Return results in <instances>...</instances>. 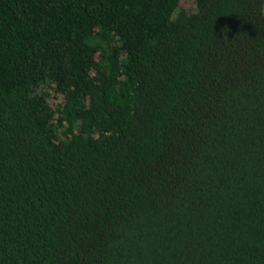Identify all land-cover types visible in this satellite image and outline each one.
I'll list each match as a JSON object with an SVG mask.
<instances>
[{"label":"trees","instance_id":"trees-1","mask_svg":"<svg viewBox=\"0 0 264 264\" xmlns=\"http://www.w3.org/2000/svg\"><path fill=\"white\" fill-rule=\"evenodd\" d=\"M0 264H264V0H0Z\"/></svg>","mask_w":264,"mask_h":264},{"label":"rangeland","instance_id":"rangeland-1","mask_svg":"<svg viewBox=\"0 0 264 264\" xmlns=\"http://www.w3.org/2000/svg\"><path fill=\"white\" fill-rule=\"evenodd\" d=\"M188 8H191V3H187V4H185Z\"/></svg>","mask_w":264,"mask_h":264}]
</instances>
